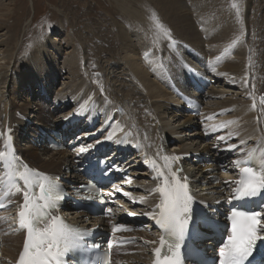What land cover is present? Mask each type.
Wrapping results in <instances>:
<instances>
[{"label":"bare ground","instance_id":"bare-ground-1","mask_svg":"<svg viewBox=\"0 0 264 264\" xmlns=\"http://www.w3.org/2000/svg\"><path fill=\"white\" fill-rule=\"evenodd\" d=\"M127 1L115 0L114 3L122 7L121 10L127 13V17H131L136 27L140 28L139 32L142 31L138 33L142 36H137L140 41V44H137L138 40L135 41L134 38L138 34L133 35L134 26L130 25L131 19L126 21L125 26L117 25L118 48L124 50L126 54L121 58L123 62L114 60L113 54L107 59L104 74L107 76L106 91H108V94H102L104 99L100 97L101 95H98L102 93L99 83L96 84L92 80L90 81V78H94L92 76L94 73L91 74V71L88 70L82 75L83 70L82 73H77V67L70 66L69 63L66 67L59 66L54 53L50 52V47L48 48L47 45H41L33 54L25 55L23 61L17 63L14 51L8 47L9 41L14 36L11 37L8 31L2 34V36L7 37L0 42V120H6L11 116L22 121L19 116L17 117L19 111L25 113L32 109V104L41 105L37 101H32L31 104L28 97L35 93V86L50 92L57 77L73 72V74L75 73L74 81H71L68 85L66 84L56 94L61 100L65 102L71 100L74 103L79 101L81 104L92 103L93 106H99L100 104L101 106H110V104H106L105 101H107L118 106L124 111L123 121L125 125L134 129L137 137L149 150L153 149V142H158L160 137H163L167 142L174 140L173 145L185 151H197L198 148H194V145H187V140H175L172 138V134L181 135L186 133L184 129L186 126H197L200 121L193 116L182 113L181 104H178L180 101L156 79L154 71L160 70L166 63L171 66L170 68L175 75L181 79L186 72L188 59L185 53L188 48L199 50L202 53L209 52L211 57L216 58L223 53L225 47L239 37L234 47L224 55L225 64L216 69L214 73L221 78L223 84L209 90L206 94V104H209V106H206L204 116L208 118L215 117L211 125H218L224 122L223 120L226 118L237 122L235 125H230L222 134L227 135L232 130L238 132L237 136L227 141L228 144L237 145L241 140L246 142L253 138L256 139L260 134L264 135V111L261 110L264 106L260 104V97H262V94L264 95V1L260 5L257 4V8L255 5L253 6L254 0H245L250 10L254 8L258 13V17L252 25L255 28L257 38L260 39H253L252 42L245 41L247 29L236 32L232 29L230 17L221 8L224 0H142L139 5L132 4L134 9L127 8ZM151 3L155 4V7H152ZM144 6L146 10L150 9L152 13H155L158 20L167 29L172 28L173 32L171 34L175 40L174 44L169 42L155 28L151 12L142 13L140 7ZM107 12L109 16L106 20L109 17L115 19V21L122 18L118 14H112L109 9ZM192 14H194V17H192ZM0 17L4 18L6 15L0 14ZM1 18L0 32L9 28ZM195 19L198 21H195ZM235 23L238 24V22ZM252 25L249 22L246 24L251 29ZM109 26H105L106 32L104 31L101 36L102 40L104 35L107 37L103 42L105 46L109 43L108 39L117 32L110 29ZM96 33L99 34H97V37L100 36L99 32ZM2 36L0 33V37ZM55 45L54 43L51 44L58 51L59 48ZM107 52H109L108 49L104 51V47H101V50L97 51L95 59ZM145 52L148 53L147 57L144 55ZM161 57L164 58L163 61L160 60ZM218 73H224L225 75L221 76ZM123 75V79H120V76ZM244 79L248 81L247 85L242 83ZM101 86H104V83ZM6 87L7 89H5ZM17 100L24 101L21 103ZM253 100L257 105L255 109L252 108ZM65 102L63 104H66ZM223 111H227V114L222 115L221 112L223 113ZM39 113L40 111L36 112L35 116H39ZM210 126L207 132L211 131ZM198 133L202 132L196 131V134ZM202 134L205 135L206 133ZM220 135L218 134L213 138L212 142L214 141L215 144L209 146L205 150L206 152L212 155L224 154L222 149L227 147V144L218 139ZM219 143L221 144L220 148L216 149ZM50 152L48 148H43L40 151L31 148L27 154L39 167L56 173L64 172L65 168L63 167L74 159L72 155L64 151ZM45 155L47 156L45 157ZM226 169L230 173L236 170L232 162L226 166ZM204 170L206 168L198 169V174H201ZM140 177L145 181L147 179L146 171H143ZM137 183V188L141 190V193L135 196L133 192H130L132 198L139 201V197L143 196L146 198V202L133 203L132 199L123 197L122 203L128 201L127 204L133 206L139 212L152 205L156 199L148 192L147 183ZM214 186L211 185V188L215 189ZM121 189L125 191L124 186ZM138 234L141 235V233ZM141 237L146 241H151L150 237H143V235ZM20 239L19 236H11L6 240L7 246L4 252L6 261L12 259L15 246L20 242ZM140 249V252L137 251L136 255L126 258L129 264H143L144 260L149 258L147 248Z\"/></svg>","mask_w":264,"mask_h":264},{"label":"snow or ice","instance_id":"snow-or-ice-1","mask_svg":"<svg viewBox=\"0 0 264 264\" xmlns=\"http://www.w3.org/2000/svg\"><path fill=\"white\" fill-rule=\"evenodd\" d=\"M231 8L235 9L236 18L239 19L238 4L233 2ZM151 18L158 32L174 44L175 40L170 29L158 20L155 13H152ZM237 40H233L225 47L221 56L216 59L220 60L226 55ZM144 55L147 57L148 53L145 52ZM212 72H216L215 67L212 68ZM218 74L225 75L224 73ZM242 83L247 85L248 81L244 79ZM100 90L103 92L102 87ZM260 104L264 106V96L260 98ZM256 107L255 100H253L252 108ZM261 110L264 111V107ZM236 123L235 120L224 121L218 125H211L210 129L212 132H217ZM117 128H113L109 133L107 137L109 141L113 139ZM127 135L128 133H125V136ZM237 135L238 132L232 130L227 135H220L218 139L227 144L225 150L232 151L238 146L228 144L227 141ZM8 139L9 142L4 145L7 151H0V164L6 169L7 175L4 186L8 191L4 192V196H7L13 189L15 193H22L23 196L18 212V230L25 231V239L16 264H65L66 258L71 253L88 247L99 248V244L88 245L85 242V237L91 235L90 232L73 229L64 222L62 217L53 214L64 199L60 186L56 180L31 168L21 157L16 156L10 143L11 137ZM118 143H123V141H118ZM245 143L243 140L240 141L241 145ZM135 146L139 148L140 144L137 143ZM91 147L89 145V148ZM87 150L82 147L79 154ZM240 151L243 153L244 149L241 148ZM257 151L258 149H249L243 159H236L232 162L239 176L235 180L225 182L235 185L232 195L228 198V203L251 200L264 195V152H260L257 157ZM163 159L165 161L163 169L151 157L143 160L146 166L155 171L154 179L157 183L150 190V195L158 194L159 201L152 211L142 215L150 217L165 232V235L159 239V246L153 249L155 255L153 264H183L182 246L189 233L190 224L193 222L195 201L190 192L188 178L182 177L180 168L174 170L172 167V164L180 157L164 156ZM257 160H259L258 166ZM17 181L22 182L24 187L21 188ZM115 192H122V195L132 199L133 203L146 202L143 196L139 197V201L133 199L130 192L123 191L120 187H115L112 195ZM4 206L0 204V207ZM106 212L111 214L112 208H107ZM128 214L136 215V213ZM228 220L231 223V230L226 240L222 242V246L219 247L218 264H253L254 261L256 264H264V255H261L259 261L256 259L258 245H264V211H244L233 207ZM122 229L126 230L124 225H114L112 230L116 232ZM145 243L156 244L157 242L145 241ZM110 247L111 243H109ZM102 264H110V262L103 261Z\"/></svg>","mask_w":264,"mask_h":264},{"label":"rangeland","instance_id":"rangeland-1","mask_svg":"<svg viewBox=\"0 0 264 264\" xmlns=\"http://www.w3.org/2000/svg\"><path fill=\"white\" fill-rule=\"evenodd\" d=\"M114 1L115 0H0V14L6 15L4 18H0L7 24V27L9 26V28L3 29L0 33L2 36V34L8 31L11 37L14 36L12 40L9 41L8 47L14 51L17 59L16 61H18L17 63L22 62L25 55L33 54L41 45H47L48 48L50 47V52L54 53L59 66L66 67L67 63H69L70 66L73 65L77 67V73L82 70V72H84L82 75L88 70L91 71V74L94 73L92 74L94 77L93 79L90 78L89 75L87 77L88 79L90 78V81L92 80V82L96 84L99 83L98 85L104 89L102 93L98 94L103 97L104 95L102 94H108V91H106L107 76L104 74V72H106L108 57L113 54L112 57L114 56V60L121 61V58L126 54L124 50L118 48L119 39L117 38V25H124L127 20L130 21L131 19L130 16L127 17V13H125L124 10H121L122 7L114 3ZM262 1L264 0H254L253 6L255 5L258 8L257 4L260 5ZM141 2L142 0H134V2L133 0H130V2L128 0L126 6L128 9H134L132 4L139 5ZM233 2L237 3L240 8L239 19L236 18L235 9L231 8ZM150 5L155 7L153 3ZM221 8H223L230 17L232 29L235 32L247 29L245 41L248 40V42H252L253 39H260L257 38L255 28L252 25L256 17H258V13L254 8L250 10L245 0H224V3L221 4ZM108 9L112 11V14H118L123 19L121 18L115 21V19L109 17V19L106 20L108 18L107 16H109L107 12ZM140 9L142 13L151 12L150 9L146 10L145 6L140 7ZM192 17H194V14H192ZM195 21L198 20L195 19ZM235 22H238V24ZM248 22L252 25V29L246 26ZM106 25H110V29L115 32L117 31L115 35L113 34L108 39V47L103 44L107 37L104 35V39L102 40L101 38L103 32H106ZM130 25L134 26L132 30L133 35L142 32H139L140 28L136 27L132 19ZM170 31L173 32L172 28H170ZM96 32H99L100 36L97 37L98 33ZM13 33L14 35H12ZM137 36L140 37L142 34L136 35L134 38L136 39L135 41L138 40ZM5 37L7 36L0 37V42L2 39H5ZM138 41L136 43L140 44V41L139 43ZM52 43L56 44L55 46L59 48L58 51L51 46ZM101 47H104V51L108 49L109 52L106 54L103 53V55H100L101 58L98 56V59H95L96 53L98 50H101ZM74 75L75 73L73 74V72H70L69 74L66 73L57 77L59 79L58 83L60 84L58 89L61 90L66 84L68 85L71 81H74ZM112 76L115 78L114 74H112ZM120 77V79H123L124 75ZM103 83L104 86H101ZM34 88L36 90L37 86ZM5 89H7V87ZM262 96L264 95L262 94ZM254 99H256V97H254ZM18 101L22 103L24 100H17V102ZM206 106H209V104ZM31 107H34L35 110L37 109L35 104H32ZM225 120L228 121L229 118L223 121ZM175 124H173V126H175ZM185 132L186 133H182L181 135L172 134V138L175 140L180 139V141L187 140V145H194L195 142L200 140L199 134L201 133L196 134V131L192 129H188ZM198 132H200V130H198ZM207 133L208 132H206V134ZM193 141L194 143H192ZM46 156L47 155H45V157ZM129 192H133L136 196V194L141 193V190L139 188H134V190ZM142 235L143 237L147 236L141 233V236Z\"/></svg>","mask_w":264,"mask_h":264}]
</instances>
